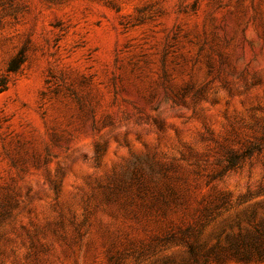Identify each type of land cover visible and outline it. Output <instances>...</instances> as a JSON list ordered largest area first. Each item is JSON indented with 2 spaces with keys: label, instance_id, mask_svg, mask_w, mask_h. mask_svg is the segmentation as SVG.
I'll use <instances>...</instances> for the list:
<instances>
[{
  "label": "rangeland",
  "instance_id": "rangeland-1",
  "mask_svg": "<svg viewBox=\"0 0 264 264\" xmlns=\"http://www.w3.org/2000/svg\"><path fill=\"white\" fill-rule=\"evenodd\" d=\"M23 46L0 264H264V149L214 177L264 135V0H0V74ZM237 245L249 260L214 261Z\"/></svg>",
  "mask_w": 264,
  "mask_h": 264
},
{
  "label": "trees",
  "instance_id": "trees-1",
  "mask_svg": "<svg viewBox=\"0 0 264 264\" xmlns=\"http://www.w3.org/2000/svg\"><path fill=\"white\" fill-rule=\"evenodd\" d=\"M46 3L53 5H62L66 4L73 0H43ZM102 2L107 7L115 10L117 13L122 12L123 4L125 0H97ZM160 15L159 11L154 10L153 6L146 5L143 7L135 8L133 15L123 16V20L120 22V25L125 29L134 28L137 26H142L148 22L154 21ZM28 49L23 46L21 47L15 55L9 60L6 65V68L3 73L0 74V94L4 93L9 86L13 83L14 78L21 72L22 67L28 60ZM52 80H48L47 83H52L56 80L55 76H50ZM61 80V79H60ZM63 81V80H61ZM54 89H52L49 94L57 95L62 92V88L60 90V85L56 83L53 84ZM68 91V90H67ZM45 97L47 94H43ZM74 95V94H72ZM79 102V99L76 98ZM264 149V135L257 138L255 141L251 142L249 145L245 146L240 152L230 151L227 153L225 158L226 165L224 168L219 171V173L214 177H221L224 172L236 170L241 167V165L248 159H251L254 155L261 154ZM142 172V171H141ZM139 175V176H138ZM135 185L139 188L147 187L146 184L143 183V173H139L136 175ZM236 251L232 254H223L215 257L214 261L220 262L224 259H238L240 261L249 260L251 255L247 252L240 250L239 246H235Z\"/></svg>",
  "mask_w": 264,
  "mask_h": 264
}]
</instances>
